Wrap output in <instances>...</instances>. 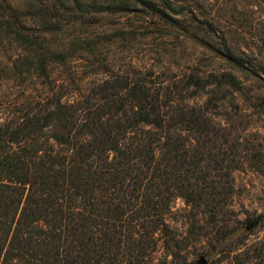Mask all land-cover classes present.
<instances>
[{"label": "trees", "instance_id": "trees-1", "mask_svg": "<svg viewBox=\"0 0 264 264\" xmlns=\"http://www.w3.org/2000/svg\"><path fill=\"white\" fill-rule=\"evenodd\" d=\"M129 1L149 8L159 29L169 24L215 49L168 13L169 0ZM40 3L34 15L45 28L27 26L21 12L0 3V32L19 40L35 72L53 86L48 62L66 52L47 36L57 35L64 19H85L66 16L70 9L61 4ZM120 10L132 12L129 5ZM215 51L232 68H245L232 51ZM138 75L105 79L90 96L53 91L0 111V264H150L156 232L169 235L174 198L193 206L208 200L212 160L203 164L201 146L191 149L182 132L208 138L216 123L203 108L170 97L169 86L150 88Z\"/></svg>", "mask_w": 264, "mask_h": 264}, {"label": "rangeland", "instance_id": "rangeland-1", "mask_svg": "<svg viewBox=\"0 0 264 264\" xmlns=\"http://www.w3.org/2000/svg\"><path fill=\"white\" fill-rule=\"evenodd\" d=\"M40 2L61 4L70 9L66 16L85 20L64 19L62 30L47 36L51 46L66 52L65 59L48 62L55 87L38 76L19 40L1 30L0 111L19 109L26 97L53 91L64 97L90 96L105 79L138 77V71L150 88L169 86L170 97L203 108L216 123L208 138L182 132L191 139V149L201 146L203 164L212 160V186L206 187L212 194L195 206L174 198L166 215L169 235L156 232L150 264H199L202 257L206 264H264V0H169L172 9L182 11L169 9V14L213 48L235 53L243 69L232 68L215 49L169 30V24L159 29L158 17L140 3L0 0L21 12L27 26L45 28L34 15ZM123 5L132 12H120ZM188 81L193 83L187 86ZM260 215L251 227L250 220Z\"/></svg>", "mask_w": 264, "mask_h": 264}, {"label": "water", "instance_id": "water-1", "mask_svg": "<svg viewBox=\"0 0 264 264\" xmlns=\"http://www.w3.org/2000/svg\"><path fill=\"white\" fill-rule=\"evenodd\" d=\"M206 263H207V261H206L205 257H202L199 264H206Z\"/></svg>", "mask_w": 264, "mask_h": 264}]
</instances>
